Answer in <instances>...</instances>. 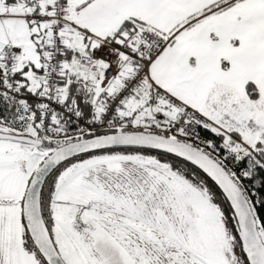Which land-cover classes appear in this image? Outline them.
<instances>
[{
  "label": "snow or ice",
  "instance_id": "6c2138e0",
  "mask_svg": "<svg viewBox=\"0 0 264 264\" xmlns=\"http://www.w3.org/2000/svg\"><path fill=\"white\" fill-rule=\"evenodd\" d=\"M0 264H264V0H0Z\"/></svg>",
  "mask_w": 264,
  "mask_h": 264
}]
</instances>
